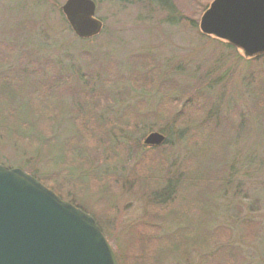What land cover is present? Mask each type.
<instances>
[{
    "label": "rangeland",
    "instance_id": "374dc122",
    "mask_svg": "<svg viewBox=\"0 0 264 264\" xmlns=\"http://www.w3.org/2000/svg\"><path fill=\"white\" fill-rule=\"evenodd\" d=\"M65 1L0 0V39L7 40L13 51V62L4 68L24 67L28 78L52 75L60 69L70 74L98 72L107 80L105 69L114 64V84L95 81L99 91L113 93V103H101V123L118 124L116 118L127 108L136 113L132 122L140 126L124 129L119 122L111 127L110 144L114 147L109 153L104 141L107 136L95 148V140H91L89 149L82 142H68L71 148L81 145V150L72 152L85 157L89 168L52 167L45 157L28 163L9 146L0 149V163L34 172L66 198L60 196L62 199L71 197L77 207L98 221L121 264H264V116L257 115L246 82L252 69L250 58L200 30L201 16L213 0H95L103 29L88 39L79 38L70 28L61 10ZM147 60L161 76L180 82L187 91L211 86L207 95L220 122L208 133L222 143L225 161L218 167H226L238 182L235 193L206 185L197 190L199 209H192L185 193L163 207L164 211H158L162 208L155 203L147 207L151 201L144 189L155 187L147 178L161 176L166 167L174 174L189 154L172 118L157 114L160 94L135 85L131 79L133 73L148 68ZM72 107L69 96L66 117L59 119L62 125L53 128H57L55 134H61L63 144L73 134V123L67 119ZM153 131L162 132L170 142L161 152L144 153V138ZM121 142L122 151L116 148ZM53 156L56 159L55 153ZM215 167L205 173L214 174ZM61 169V174L53 173ZM95 172L117 176L108 183L94 177L88 187L74 182ZM133 172L139 174V182L122 181V175ZM117 177L121 185L116 183ZM184 207H191L186 219L175 214ZM144 235L151 236L147 245L139 242ZM181 237L188 240L186 248L178 242L170 244L161 258L166 240ZM177 246L179 250H175ZM207 255L211 259L207 260Z\"/></svg>",
    "mask_w": 264,
    "mask_h": 264
},
{
    "label": "trees",
    "instance_id": "16d2710c",
    "mask_svg": "<svg viewBox=\"0 0 264 264\" xmlns=\"http://www.w3.org/2000/svg\"><path fill=\"white\" fill-rule=\"evenodd\" d=\"M127 1L133 2L134 0ZM138 1L146 2L147 0ZM227 47L236 49L229 43ZM12 52L8 41L0 39V149L9 146L21 160L28 163L36 162L45 157V159H48L47 163L52 165V167L63 166V169L64 167L89 168L90 163L85 157L80 156L78 152H72V150L79 151L82 149L81 145L77 148L78 144L82 142L89 149V144L92 145L91 140L94 139L93 148H95L107 136L104 141H106L105 144H108L107 153H109L111 148L114 147L110 144V139H112L110 136L111 127L119 126V122H122L120 126L124 129L140 126L132 122L136 113L127 108L116 118L118 124L112 125L111 122H108L109 120L106 123H101L103 118V113L102 115L100 113L101 103L103 100L105 104L110 103V100L113 103V93L99 91L95 81L98 80L105 86L109 85L108 81L114 84V64L113 67L109 68L108 65L105 69L107 80H102L98 72L87 73L78 70L70 74L66 70H56V66H53L55 71L52 75L37 74L28 78L30 76L25 75L27 69L24 67L7 66L4 68L5 64L13 62ZM250 60L252 69L246 77V82L251 88L256 108L258 109L256 113L260 117L264 116V55L255 56L250 58ZM147 66L148 68L143 72L133 73L131 79L135 85H143L148 91L156 90L160 94L158 116H170L172 118L173 124L177 126L176 134H179L189 151L187 158L178 166V170L174 174L170 168L167 171L166 167L161 176H154L153 174V176L147 178V182L155 186L151 191L150 188L144 189V194L148 193L146 197L151 201L147 207H151L155 203L158 208H162L157 209L158 211H164L163 207L166 208V206L177 201V197L185 193V196L192 201L190 203L192 209H199L197 190L202 191V189L207 187L206 185H217L216 187L227 191L231 190L235 193L238 189V182L232 178V173L226 167H218L225 161L222 143L209 134L213 126L220 122L219 116L215 112L214 104L208 99L207 94H209L211 86L202 85L196 91L190 92L182 88L183 86H181L180 82L164 75L161 76L151 60H147ZM65 93L66 95H64ZM69 96L72 98L73 107L69 110L70 116H67V119H70L73 123V134L63 144L59 141L61 134L59 135L56 132V135L54 131L57 128H53H55V124L62 125L59 119L65 116ZM150 115L152 113L148 114V116ZM144 127H146L145 124L142 128ZM168 140L167 138L165 144L163 143V146L159 148L149 147L143 143L144 153L156 150L161 152L170 142ZM70 141H78V144L71 148L67 145ZM117 146L116 148L123 150L122 142L117 144ZM54 153L56 154V159L53 156ZM205 164L213 165L211 167L217 166L215 167V173L212 175H210L212 171L205 173V170L211 168L206 167ZM63 169L53 173L61 174ZM31 174L42 182L44 181L36 173L31 172ZM67 175L68 171L63 177L66 178ZM54 176L59 177L57 174H54ZM115 176L117 175L112 174V176H109L95 172L89 173L86 180L79 179L81 181L74 182L77 185L85 183L84 185L88 187L93 182L94 177L107 182L111 181V178ZM123 180L124 182L131 180L139 182L140 176L133 172L132 175L127 177L122 175ZM113 182L115 183L114 180ZM44 183L64 198L54 186ZM116 183L121 185L119 177H117ZM184 184H187V186L184 187ZM68 199L78 206L71 197H68ZM191 207H184L182 212L179 211L175 214H181L179 217L186 219ZM179 217H176L175 220L179 219ZM150 238L151 236L144 235L139 239V242L147 245L146 243L151 241ZM196 240L194 242L195 245L197 243ZM176 242L181 247L186 248L188 240L186 237L176 240L167 239L163 245L161 258L165 255L168 245ZM184 242L185 244H183ZM145 245L142 246L144 247ZM179 248H175V250H179ZM118 259L121 261L120 256ZM209 259L211 258L207 255V260Z\"/></svg>",
    "mask_w": 264,
    "mask_h": 264
},
{
    "label": "water",
    "instance_id": "95a60500",
    "mask_svg": "<svg viewBox=\"0 0 264 264\" xmlns=\"http://www.w3.org/2000/svg\"><path fill=\"white\" fill-rule=\"evenodd\" d=\"M80 38L103 29L95 0L61 6ZM203 34L225 41L246 58L264 55V0H213L200 19ZM166 136L150 132L144 144ZM0 264H119L96 219L20 167L0 163Z\"/></svg>",
    "mask_w": 264,
    "mask_h": 264
}]
</instances>
